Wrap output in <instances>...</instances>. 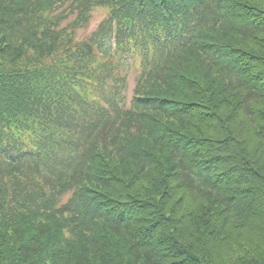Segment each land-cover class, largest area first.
<instances>
[{
	"label": "trees",
	"instance_id": "obj_1",
	"mask_svg": "<svg viewBox=\"0 0 264 264\" xmlns=\"http://www.w3.org/2000/svg\"><path fill=\"white\" fill-rule=\"evenodd\" d=\"M0 264H264V0H0Z\"/></svg>",
	"mask_w": 264,
	"mask_h": 264
},
{
	"label": "rangeland",
	"instance_id": "obj_2",
	"mask_svg": "<svg viewBox=\"0 0 264 264\" xmlns=\"http://www.w3.org/2000/svg\"><path fill=\"white\" fill-rule=\"evenodd\" d=\"M105 16V12L102 10H97L92 14V17L90 18V22L88 24V26L86 27L85 30H82L81 34L86 36L88 34H90L91 32H94L98 29V26L100 24V22L102 21V19ZM138 71L136 69H133L129 72L128 77H127V98H129L131 91L134 87V83H135V77L137 75Z\"/></svg>",
	"mask_w": 264,
	"mask_h": 264
}]
</instances>
